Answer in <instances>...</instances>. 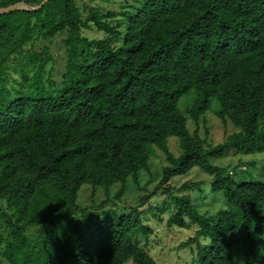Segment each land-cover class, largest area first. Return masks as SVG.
Returning a JSON list of instances; mask_svg holds the SVG:
<instances>
[{"label": "trees", "instance_id": "trees-1", "mask_svg": "<svg viewBox=\"0 0 264 264\" xmlns=\"http://www.w3.org/2000/svg\"><path fill=\"white\" fill-rule=\"evenodd\" d=\"M58 36L59 69L35 48ZM215 123L233 130L218 145ZM260 156L264 0H49L0 16V264H163L151 252L179 234L173 264H264ZM83 186L105 198L80 206Z\"/></svg>", "mask_w": 264, "mask_h": 264}, {"label": "rangeland", "instance_id": "rangeland-1", "mask_svg": "<svg viewBox=\"0 0 264 264\" xmlns=\"http://www.w3.org/2000/svg\"><path fill=\"white\" fill-rule=\"evenodd\" d=\"M78 5L80 6L81 10L86 12V10L89 9H98V10H118L120 7V4L123 3L125 0H76ZM131 1V0H129ZM90 36H95L96 34L94 32H90L88 33ZM64 38V36H58L55 39H53L52 41H47L44 43H38L36 44V49H41L43 46H48L50 48V52L54 58V62H53V66H55L56 68H62L64 65V58H65V52H66V48L65 45L63 44L62 39ZM59 79V78H58ZM200 132H203V129L199 130ZM227 132V133H225ZM233 130H227L224 131V129L222 128V126L218 123H215V125H212V128L210 129L209 132V136H208V141L211 142L213 145H218L222 142H224L225 137H227V135L232 134ZM170 150L172 153L174 154H179V148H178V144L176 142L173 141V143L170 144ZM255 158V156H252L250 159ZM264 156H260L257 157V160L260 162L261 160H263ZM227 162V161H226ZM151 164H152V173H155L157 178H159L160 175H158L160 173V168L162 166H164L166 164L165 162V156L163 154L162 151L157 150L155 155L152 157L151 159ZM244 169V167H243ZM195 174V172H194ZM194 174L191 175V177L194 176ZM237 176H241V173H237ZM208 178L205 177L203 178V180H207ZM186 180H188L187 178H182L179 179L180 183H184ZM158 180L153 182L151 184V187H155V185L157 184ZM129 189V196L127 197V203L126 205H136L138 204V202L136 203V201L134 200V195H131L132 193H134L132 190H135V186L130 184L128 186ZM92 188L89 186H83L80 197H79V205L82 207H90L92 205H99L103 199L105 198V194L103 190H97L95 192V194L92 197ZM135 194V193H134ZM138 194L136 193L135 196H137ZM93 199V201L91 200ZM214 204L215 207L217 208L218 206H221L220 202L217 201V203L215 202ZM34 229L31 231L32 233H34ZM187 236L184 234H179V235H168V245H166L165 250L163 251H159L157 248H160L158 246L157 247V251H153L151 253H153V257H155L156 259H158L160 262H162L163 264H173L174 262H181L179 256L177 255V253L175 252H169L168 248L169 247H176L178 246L181 242H183L185 240ZM155 249V250H156ZM184 261V260H183ZM131 264V263H129Z\"/></svg>", "mask_w": 264, "mask_h": 264}, {"label": "water", "instance_id": "water-1", "mask_svg": "<svg viewBox=\"0 0 264 264\" xmlns=\"http://www.w3.org/2000/svg\"><path fill=\"white\" fill-rule=\"evenodd\" d=\"M49 0H45L39 7L37 8H28L25 5H23L22 3H16L14 5L5 7V8H1L0 9V16L8 14L10 12L16 11V10H24V11H28V12H32V11H36L38 10L40 7H42L45 3H47Z\"/></svg>", "mask_w": 264, "mask_h": 264}]
</instances>
